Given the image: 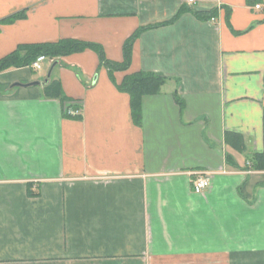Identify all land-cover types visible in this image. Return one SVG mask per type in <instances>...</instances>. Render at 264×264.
Masks as SVG:
<instances>
[{
	"label": "crops",
	"instance_id": "obj_1",
	"mask_svg": "<svg viewBox=\"0 0 264 264\" xmlns=\"http://www.w3.org/2000/svg\"><path fill=\"white\" fill-rule=\"evenodd\" d=\"M181 7L111 78L89 50L47 82L50 61L47 74L0 73V264H264V170L250 165L263 151L264 0H0V19L26 10L0 25V59L71 38L121 62L127 38ZM211 10L212 22L193 15ZM137 72L168 79L142 98L139 125L116 88ZM72 105L80 118L64 116Z\"/></svg>",
	"mask_w": 264,
	"mask_h": 264
},
{
	"label": "trees",
	"instance_id": "obj_2",
	"mask_svg": "<svg viewBox=\"0 0 264 264\" xmlns=\"http://www.w3.org/2000/svg\"><path fill=\"white\" fill-rule=\"evenodd\" d=\"M186 9L181 7L177 10L173 18L160 25H155L152 27H144L138 29L129 38H127L122 46V61L113 62L108 60L102 47L98 44L80 41L71 38L60 39L56 42H45V43H35V44H23L16 47V49L0 59V73L7 71L9 69L30 67L31 63L38 57L44 56L51 65L55 66L61 57H66L72 54L81 53L86 50L92 51L96 54L100 67L106 69L110 78L115 72H127L130 59L132 46L136 38L141 34V32L167 24L175 22ZM264 11V7H263ZM26 10L18 11L5 18L0 19V25H9L17 20L24 19ZM193 15L200 20H210L214 19L216 12L211 10L209 12H193ZM167 78L149 73V72H137L133 74H126L123 77L122 82L116 88L118 91L125 93L129 96L131 115L134 123L136 125L140 124V103L143 97L156 95L160 92L161 87L167 82ZM45 94L47 97L60 98L62 99L59 84L55 81H50L45 86ZM176 103L181 107L182 102L180 99L174 95ZM66 117H71L65 115ZM81 115L71 118H80ZM226 142L235 146L237 149L242 148V138L240 135L235 133H226ZM250 165L253 169L264 170V112H263V151L260 154H256L250 161ZM29 193V191H28ZM30 196L33 194L30 192ZM35 195V194H34Z\"/></svg>",
	"mask_w": 264,
	"mask_h": 264
},
{
	"label": "built area",
	"instance_id": "obj_3",
	"mask_svg": "<svg viewBox=\"0 0 264 264\" xmlns=\"http://www.w3.org/2000/svg\"><path fill=\"white\" fill-rule=\"evenodd\" d=\"M183 3L187 6H191L195 3V0H183ZM256 10L260 9L258 5L254 7ZM210 21H214V19H210ZM46 58L44 56H38L30 65L31 70L39 71L41 69V64L45 61ZM64 114L77 117L82 114L81 108L78 105H72L67 107L64 110ZM193 192L201 194L203 193L209 186V178L206 174H198L191 182Z\"/></svg>",
	"mask_w": 264,
	"mask_h": 264
},
{
	"label": "rangeland",
	"instance_id": "obj_4",
	"mask_svg": "<svg viewBox=\"0 0 264 264\" xmlns=\"http://www.w3.org/2000/svg\"><path fill=\"white\" fill-rule=\"evenodd\" d=\"M48 67H49L48 60L43 61L41 64V69L39 71H36L35 74H38V73L47 74Z\"/></svg>",
	"mask_w": 264,
	"mask_h": 264
},
{
	"label": "water",
	"instance_id": "obj_5",
	"mask_svg": "<svg viewBox=\"0 0 264 264\" xmlns=\"http://www.w3.org/2000/svg\"><path fill=\"white\" fill-rule=\"evenodd\" d=\"M54 64L51 65L49 71H48V74H47V79H46V82L48 81L49 77H50V73H51V70L54 68ZM39 83L38 82H35V83H32V85H38Z\"/></svg>",
	"mask_w": 264,
	"mask_h": 264
}]
</instances>
